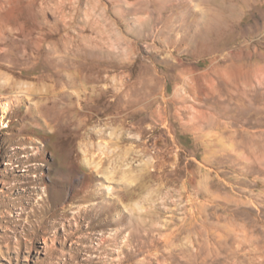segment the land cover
I'll return each mask as SVG.
<instances>
[{
    "label": "rangeland",
    "instance_id": "1",
    "mask_svg": "<svg viewBox=\"0 0 264 264\" xmlns=\"http://www.w3.org/2000/svg\"><path fill=\"white\" fill-rule=\"evenodd\" d=\"M0 264H264V0H0Z\"/></svg>",
    "mask_w": 264,
    "mask_h": 264
},
{
    "label": "bare ground",
    "instance_id": "2",
    "mask_svg": "<svg viewBox=\"0 0 264 264\" xmlns=\"http://www.w3.org/2000/svg\"><path fill=\"white\" fill-rule=\"evenodd\" d=\"M49 35V34H48ZM80 48H81V44L79 43V44H74L73 46H72V50H73V54L75 55V58H77V56H79L81 53L79 52V50H80ZM71 53V52H70ZM68 55V54H67ZM66 55V59H68L69 58V56H67ZM67 61V60H66ZM74 61H78L77 59H74ZM99 77V76H98ZM66 80H67V84H70V85H73L75 82H78L80 85L82 84L83 85V81H87V82H94L95 81V66H92V68L90 69V70H88L84 75H83V77L82 76H76V77H74L73 78V81H72V79L68 76V78H66ZM83 80V81H82ZM122 82V81H121ZM122 83H124V82H122ZM77 85V84H76ZM123 85V84H122ZM126 86V85H125ZM121 89H122V86H121ZM114 90V89H113ZM116 90V89H115ZM126 91V90H125ZM121 92V91H120ZM119 92V93H120ZM128 94V93H127ZM48 97V96H53L54 98H53V104H56V105H59L60 103H61V101L63 100H69V102L71 101V99H70V95L68 94V93H64V92H60V93H56V95H49V94H43V97ZM125 96H127V95H125ZM120 99V101L122 102V103H124V99L123 98H119ZM115 100L116 99H114L113 101H111V103L113 102V104L115 103ZM63 103H65V101L63 102ZM113 104H112V106H113ZM126 104V103H125ZM61 105V104H60ZM65 105V104H64ZM69 105H70V103H69ZM62 106V105H61ZM60 106V107H61ZM39 106H37V107H35V111H37V112H39V110L41 109V108H38ZM63 107V106H62ZM71 107V106H70ZM126 107V106H125ZM67 109V108H66ZM70 109H72V108H70ZM124 109V108H123ZM125 111V110H124ZM126 111H127V109H126ZM36 112V113H37ZM67 113V112H66ZM39 114H41V113H39ZM64 114V113H63ZM72 114H73V112H72ZM35 115V114H34ZM62 115V114H61ZM61 115H58V117H55V118H50V119H48V120H46L45 122H46V124L48 125V126H50L51 125V122H52V127H55L56 129H59V128H62V127H60V124L61 123H59V118H61ZM70 116H71V114H70ZM72 116H75V115H72ZM65 117V116H64ZM68 117V116H67ZM35 118H37V116H35ZM75 120V119H74ZM73 122V121H72ZM66 123V122H65ZM71 123V122H70ZM66 125V124H65ZM64 129V128H63Z\"/></svg>",
    "mask_w": 264,
    "mask_h": 264
}]
</instances>
